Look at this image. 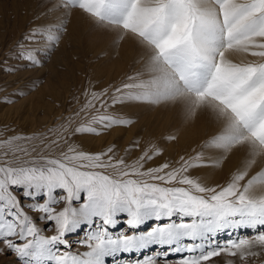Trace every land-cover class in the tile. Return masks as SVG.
<instances>
[{
	"label": "snow or ice",
	"instance_id": "6c2138e0",
	"mask_svg": "<svg viewBox=\"0 0 264 264\" xmlns=\"http://www.w3.org/2000/svg\"><path fill=\"white\" fill-rule=\"evenodd\" d=\"M75 11L114 45L135 42L148 76L85 88L80 107L39 144L32 136L0 139V242L23 264H107L125 254V264H215L221 253L258 256L264 230L224 243L216 237L264 226V187L256 191L264 186V0H55L17 44L18 58L42 66L41 52L50 57L59 47ZM0 70L16 71L11 64ZM128 103L176 106L186 122L206 114L219 130L194 154L149 168L164 152L155 143L129 163L115 146L89 152L75 142L131 124L109 111ZM236 154L240 163L223 182L196 174L222 169ZM85 228L79 243L88 251L76 253L69 237ZM150 248L154 254H146Z\"/></svg>",
	"mask_w": 264,
	"mask_h": 264
},
{
	"label": "rangeland",
	"instance_id": "374dc122",
	"mask_svg": "<svg viewBox=\"0 0 264 264\" xmlns=\"http://www.w3.org/2000/svg\"><path fill=\"white\" fill-rule=\"evenodd\" d=\"M54 2L55 0H0V68L11 64L16 69L15 72L0 70V139L12 135L32 136L37 137L32 143L39 144L38 138L41 135L57 127L64 118L80 107L84 99L81 94L85 88L91 85L99 90L109 84L118 85L137 73L140 74V79L148 76L145 62L141 58L142 49L135 42L128 40L119 46L114 45L111 35L97 31L78 11L73 13L68 32L50 57L46 52H41L45 59L42 66L32 67L19 59L16 55L20 51L17 44L35 23L44 22L42 14ZM38 16L40 19H35ZM54 19V15L48 16V20ZM5 97L12 102H4ZM74 97H79V100ZM109 111L130 119L132 123L114 126L102 131L99 136L78 135L73 139L81 146L89 142L88 147H100L97 150L82 146L89 152H100L115 146L117 156L125 157L129 163L136 160L152 143L162 147L163 155L148 161L145 168L155 167L165 161L175 162L181 155L194 154V149L199 151L204 141L219 130V125L206 114L186 122L182 110L172 105L128 103L117 105L115 109L109 108ZM200 125L203 126V131ZM114 129H118V132ZM121 131H126L129 135L126 136ZM169 135H175L177 139L168 140ZM240 160L241 155L236 154L222 169L202 168L196 174L203 176L210 184L223 182L239 165ZM255 171L258 168L251 174ZM262 187L264 186L257 185V193ZM37 223L41 229H48L44 231V235L52 234L51 227L43 219H38ZM123 227L121 223L119 228ZM261 230H264V226H258L255 231H247L243 227L230 229L222 232L226 234L224 236L218 234L216 240L227 242L230 239L251 238ZM83 231L81 229L76 232L77 236H81L79 239H71L72 251L76 253L87 252L84 251L86 247L79 243L85 239L87 231ZM0 249H3L0 251V264H23L2 242ZM154 251V248H150L146 254H154ZM131 258L137 257L134 255ZM176 258L172 256L170 260L174 261ZM128 259L129 257L124 259L121 256V262L117 263L110 257L107 258V264H125ZM213 260L215 264H228L229 261H235V264H264V251L258 256L247 257L244 261L226 253H221ZM158 264H163V261Z\"/></svg>",
	"mask_w": 264,
	"mask_h": 264
},
{
	"label": "bare ground",
	"instance_id": "6f19581e",
	"mask_svg": "<svg viewBox=\"0 0 264 264\" xmlns=\"http://www.w3.org/2000/svg\"><path fill=\"white\" fill-rule=\"evenodd\" d=\"M201 120H203V119H201ZM200 127H201V131H203V126L202 125H200ZM115 131H117L118 132V129H114ZM112 133V132H111ZM113 133H115V132H113ZM121 133L122 134H125L126 136H128L129 135V133H127L126 131H121ZM113 135V134H112ZM90 139H93V138H91L90 137ZM88 145H89V142H87V143H85V144H83L82 146L84 147V148H88V149H97L98 150V148H100L99 146H89L88 147ZM87 150V149H86ZM96 150V151H97ZM91 151H93V150H91ZM259 227H261V226H259ZM258 228V227H257ZM244 230V229H243ZM245 230H252V231H254L253 229H250V228H245ZM84 231H87L88 232V229L87 228H85L84 229ZM83 231V232H84ZM242 231V230H241ZM234 233V232H233ZM224 235H226V234H224V233H221L220 234V236H224ZM81 236H77V234H76V232H74V233H72V235H70V240L71 239H79ZM230 238V237H229ZM221 243H224V242H222V241H220ZM86 247V246H85ZM84 251H88V248L86 247V248H84ZM124 256V259L125 258H127V257H129L127 254H125V255H122V257ZM133 257V256H132ZM136 257V256H135ZM118 258H120V259H118ZM112 260H116L115 262H121L120 260H121V256H118V257H116V258H112ZM123 263V262H122Z\"/></svg>",
	"mask_w": 264,
	"mask_h": 264
}]
</instances>
